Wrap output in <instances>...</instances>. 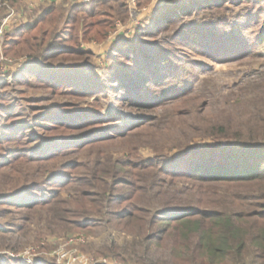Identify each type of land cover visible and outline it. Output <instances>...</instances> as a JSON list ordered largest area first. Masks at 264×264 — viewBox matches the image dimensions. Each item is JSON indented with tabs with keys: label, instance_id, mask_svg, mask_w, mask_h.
<instances>
[{
	"label": "rangeland",
	"instance_id": "374dc122",
	"mask_svg": "<svg viewBox=\"0 0 264 264\" xmlns=\"http://www.w3.org/2000/svg\"><path fill=\"white\" fill-rule=\"evenodd\" d=\"M9 1L24 13L25 5L21 1ZM49 1L41 0L37 9L48 6ZM160 1L154 0L153 5ZM183 4L187 9L188 4ZM180 10L178 17L167 23L158 17L156 21L153 17H145L148 13L137 7L130 9L125 23L117 18L104 39L80 35L78 43L63 40L61 46H77L86 52L66 51L63 56L48 61L44 71L56 73L58 77L66 75V80L52 87L48 79H37L38 74H32L35 69L42 71L33 64L34 56H22L16 52V47L5 53L3 42L10 28L0 42V56L3 54L9 59L4 65L0 62L3 66L0 70V127L15 122L27 130L25 140L34 139L35 145L39 140L53 138L60 144L82 143L74 150L64 149L60 153L67 156L51 162V167L48 164L46 168L44 176L52 172L68 175L70 181L64 182L67 186L74 179H70L75 173L74 167L81 166V176L88 174L84 167H92L91 156L97 155L101 162L116 159L136 165L153 161L157 168L189 171L191 161L199 163L210 158L220 141L234 145L257 143L263 136L260 133L254 136V132L242 127L252 123L257 113L254 104L264 99V1L224 0L215 8ZM34 18L30 20L33 22ZM144 19L148 22L137 29ZM25 21L28 20L20 19L15 27ZM157 21L160 22L155 24ZM35 32L37 29L31 33ZM49 42L55 43V38ZM121 46L126 48L123 52L118 51ZM115 47L117 53L113 56ZM137 94L150 96V104L127 102ZM92 119L94 126L79 130L55 124L62 121L76 125V122ZM49 124L58 128L42 126ZM128 125L134 128L122 136L109 130L112 127L125 129ZM222 125L228 129V135L223 134ZM12 131L13 128L8 133ZM102 135L107 138H101L105 140L92 147L93 141L91 144L89 141ZM35 170H29L28 180L1 185L0 193L34 181L52 190L65 188L49 184L41 174L35 178ZM2 171L9 173L11 170ZM127 171L135 172L131 168ZM160 177L167 176L160 174ZM130 181H134L133 178H129ZM183 182L177 189L186 198L193 182ZM75 186L77 184L72 187ZM113 187L96 190L84 186L82 190L111 195L112 202H102L104 211L111 209L120 214L129 211L131 200L125 199L131 193L130 186ZM5 209L7 215L1 216L0 222L6 227L8 240L0 243V259L17 260L21 264H35L39 260L43 261L40 264H141L139 257L144 264H168L167 261L172 260L169 240L152 241L147 246L148 251L142 248L144 236L158 235L163 228L161 224L148 230L125 222L109 224L105 218L94 217L95 222L83 230L67 233L63 230L37 243L36 230L26 234L7 226L16 222L19 225L20 213L25 210L16 206ZM80 222L85 224L84 220ZM31 228L35 229L33 225ZM117 253L121 257H117ZM130 253H137L139 257ZM247 259H254L252 250Z\"/></svg>",
	"mask_w": 264,
	"mask_h": 264
},
{
	"label": "trees",
	"instance_id": "16d2710c",
	"mask_svg": "<svg viewBox=\"0 0 264 264\" xmlns=\"http://www.w3.org/2000/svg\"><path fill=\"white\" fill-rule=\"evenodd\" d=\"M223 1L161 0L158 5H153L154 0H137V7L143 9L149 6L153 9L150 14L152 16L148 13L144 15L145 17H153L155 21L158 17L160 21L163 19L168 23L170 19L174 21L178 17L180 9L183 11L191 10V8L194 11L210 9L219 7ZM260 1L264 0H255V2ZM49 2L48 6L36 9L37 15L35 14L33 22L27 19L28 21L8 32L3 46L5 53L9 48L16 47L18 54L29 58L34 56L31 59L34 61L33 64L42 71L38 72L35 69L32 74L34 76L38 74L37 79H48L52 87L55 83L66 80V75L62 74L58 77L56 73L44 71L48 61L57 56H63L66 51L72 54L86 52L77 46H61L63 40L68 39L78 43L80 35L88 36L89 39H104L117 18L124 21L123 23L127 21L131 6L130 0H91L87 3L72 0H63L61 3L54 0ZM183 3L188 4L187 9ZM143 21L139 26L136 25L137 29H141L148 22L146 19ZM36 29L37 32L31 33ZM51 38H55V43L49 42ZM123 48L119 47L118 51L123 52L126 49ZM115 53H117L116 47L112 50V55L114 56ZM148 97L137 94L127 99V102L136 101L148 105L151 98ZM259 104L260 107H258ZM263 105L264 99L260 98L254 104L257 113L253 115L252 123L250 121L242 127L254 132V136L257 133L263 136V139H258L257 143L234 145L228 144L231 142L220 141L219 147L211 151L213 153L210 158L199 163L191 161L192 166L189 171L188 169L172 171L164 166L157 168L153 161L136 165L116 159L101 162L97 155L95 158L91 156L89 160L92 167H84L88 174L82 173L85 176L83 177L79 170L81 166L74 167L75 173H72L70 177L74 179L70 186L64 185V182L69 180L68 175L53 172L48 176L44 174L48 164L51 167V162L67 156L60 152L68 147L74 150L73 148L83 145L82 143L60 144L53 138L47 139L48 141L39 140L35 145L34 139L29 142L25 140L27 130H24L22 126L12 122L4 128L3 124L0 127V152L3 153H0V186L28 180L29 170L36 169L35 178L41 174L49 184L60 185V187L64 185L63 188H65L52 190V187L47 188V185L34 181L13 191L1 192L0 217L7 215V209H5L7 206H16L25 210L20 213L19 225L16 222L7 226L9 228L12 226L26 234L36 230L34 232L37 243L63 230L66 233L83 230L95 222L94 217L101 220L105 218L109 224L125 222V224L137 226L140 229L148 228V230L161 224L163 228L159 230L158 235H154L153 238L144 236L142 248L148 251L147 246L151 245L152 241L169 240L172 256L170 260L173 263L168 260V264H264ZM92 120L83 123L75 121L76 125L62 121L55 124L66 128L73 126L72 130H79L94 126L95 120ZM42 126L45 129L58 128L53 127L52 124ZM221 127L224 129L223 134L228 135V129L223 125ZM11 128H13L12 133H8ZM122 128L112 127L109 130L116 131L115 135L122 136L134 128V125ZM240 134H243V131ZM101 138L107 137L104 135L96 139L92 138L89 141L90 144L93 141L92 147L95 148L98 143L105 140ZM97 139L101 140L95 141ZM5 143H8L6 147ZM128 168L134 169L135 172L127 171ZM2 169L11 171L5 173ZM121 174H125V177ZM160 174L167 177H160ZM129 178H133L134 181L128 182ZM59 179L61 181L56 183ZM182 180L193 182L192 187L187 191L191 199L184 198L177 189L179 184L184 183ZM103 181H106L105 185H101ZM76 184L77 186L72 187ZM120 184L129 185L131 188L129 197L125 199L131 200L130 210L123 214L111 209L104 211L101 208L104 200L108 203L112 202L113 197L107 192L101 194L100 191V194H96L93 191L82 190L84 186H92L96 190L114 186V189ZM62 191L67 195H64ZM80 220H84L85 224H82ZM32 225L35 229L31 228ZM6 233L5 225L0 222L1 244L8 240ZM250 250L254 255L252 261L247 259ZM130 255L139 257L137 253H130ZM116 256L121 257L118 253ZM138 260L144 264L141 257ZM42 262L39 260L35 264ZM0 264L21 263L17 260L0 259Z\"/></svg>",
	"mask_w": 264,
	"mask_h": 264
},
{
	"label": "built area",
	"instance_id": "2783aa9c",
	"mask_svg": "<svg viewBox=\"0 0 264 264\" xmlns=\"http://www.w3.org/2000/svg\"><path fill=\"white\" fill-rule=\"evenodd\" d=\"M18 1L19 2L21 1L25 5V7L23 6L24 13H21L19 10H17L11 1L0 0V42L3 40V37L10 28L11 30L15 28V26L19 23L20 19L27 20L35 16V11L37 7H39L38 5L41 0H18ZM54 1L59 2L63 0H54ZM72 1L87 3L90 2L91 0H72ZM130 6L132 10L137 9V0H131ZM8 61L9 59L5 57L3 54H1L0 62L4 65V63ZM2 68L3 66L0 65V70H2Z\"/></svg>",
	"mask_w": 264,
	"mask_h": 264
},
{
	"label": "crops",
	"instance_id": "0c3cea01",
	"mask_svg": "<svg viewBox=\"0 0 264 264\" xmlns=\"http://www.w3.org/2000/svg\"><path fill=\"white\" fill-rule=\"evenodd\" d=\"M138 10H139V9H138ZM143 11H146V13H149V12H150V7H149V6L144 7V8H143ZM145 15H147V14H145ZM131 17H136V15L131 14ZM138 17H143V15H142V14H138Z\"/></svg>",
	"mask_w": 264,
	"mask_h": 264
}]
</instances>
